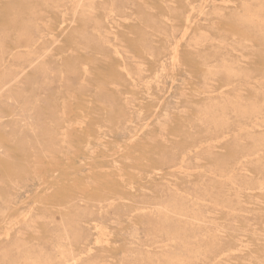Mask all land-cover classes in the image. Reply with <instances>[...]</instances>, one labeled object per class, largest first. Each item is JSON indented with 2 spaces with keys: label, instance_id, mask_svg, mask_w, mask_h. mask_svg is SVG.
Listing matches in <instances>:
<instances>
[{
  "label": "rangeland",
  "instance_id": "rangeland-1",
  "mask_svg": "<svg viewBox=\"0 0 264 264\" xmlns=\"http://www.w3.org/2000/svg\"><path fill=\"white\" fill-rule=\"evenodd\" d=\"M0 264H264V0H0Z\"/></svg>",
  "mask_w": 264,
  "mask_h": 264
},
{
  "label": "bare ground",
  "instance_id": "bare-ground-1",
  "mask_svg": "<svg viewBox=\"0 0 264 264\" xmlns=\"http://www.w3.org/2000/svg\"><path fill=\"white\" fill-rule=\"evenodd\" d=\"M40 187V186H39Z\"/></svg>",
  "mask_w": 264,
  "mask_h": 264
}]
</instances>
